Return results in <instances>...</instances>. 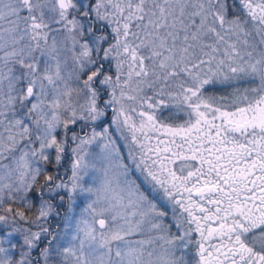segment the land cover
Masks as SVG:
<instances>
[{
	"label": "snow or ice",
	"instance_id": "6c2138e0",
	"mask_svg": "<svg viewBox=\"0 0 264 264\" xmlns=\"http://www.w3.org/2000/svg\"><path fill=\"white\" fill-rule=\"evenodd\" d=\"M0 264H264V0H0Z\"/></svg>",
	"mask_w": 264,
	"mask_h": 264
},
{
	"label": "trees",
	"instance_id": "16d2710c",
	"mask_svg": "<svg viewBox=\"0 0 264 264\" xmlns=\"http://www.w3.org/2000/svg\"><path fill=\"white\" fill-rule=\"evenodd\" d=\"M231 89H224V88H216L214 91H216L217 94H220L224 91H230Z\"/></svg>",
	"mask_w": 264,
	"mask_h": 264
},
{
	"label": "rangeland",
	"instance_id": "374dc122",
	"mask_svg": "<svg viewBox=\"0 0 264 264\" xmlns=\"http://www.w3.org/2000/svg\"><path fill=\"white\" fill-rule=\"evenodd\" d=\"M217 88H220V87H217ZM70 174V173H69Z\"/></svg>",
	"mask_w": 264,
	"mask_h": 264
}]
</instances>
